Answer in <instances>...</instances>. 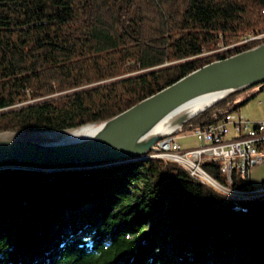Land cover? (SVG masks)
Returning a JSON list of instances; mask_svg holds the SVG:
<instances>
[{"label":"trees","instance_id":"1","mask_svg":"<svg viewBox=\"0 0 264 264\" xmlns=\"http://www.w3.org/2000/svg\"><path fill=\"white\" fill-rule=\"evenodd\" d=\"M263 34L264 0H0V133L104 122ZM255 90L182 132L237 115ZM222 166L204 170L227 186ZM233 190L257 188L234 173ZM0 264H264V195L162 160L46 176L2 163Z\"/></svg>","mask_w":264,"mask_h":264},{"label":"water","instance_id":"2","mask_svg":"<svg viewBox=\"0 0 264 264\" xmlns=\"http://www.w3.org/2000/svg\"><path fill=\"white\" fill-rule=\"evenodd\" d=\"M250 87H256L254 96L264 90V43L206 65L104 122L66 130L0 133V164L57 173L147 161L157 142L179 134L202 113ZM204 99L210 100L180 113ZM88 127H94L90 134H74Z\"/></svg>","mask_w":264,"mask_h":264},{"label":"built area","instance_id":"3","mask_svg":"<svg viewBox=\"0 0 264 264\" xmlns=\"http://www.w3.org/2000/svg\"><path fill=\"white\" fill-rule=\"evenodd\" d=\"M263 39L264 34L250 35L240 44ZM182 133L162 139L156 144V152L151 153L160 155L162 161L176 163L202 184L218 192L251 199L264 195L262 187L249 193L248 196L233 190L234 173H240L247 182H252L254 169L263 168L264 170V121L251 122L231 114L218 125L197 128L191 134L179 136ZM188 136L196 137L200 145L185 149L180 140ZM208 163H222V171L228 180L227 186H223L206 173L203 166Z\"/></svg>","mask_w":264,"mask_h":264},{"label":"rangeland","instance_id":"4","mask_svg":"<svg viewBox=\"0 0 264 264\" xmlns=\"http://www.w3.org/2000/svg\"><path fill=\"white\" fill-rule=\"evenodd\" d=\"M261 103H263V105H261ZM236 114L238 117H240V119H243V120H249L251 122L264 121V91L260 93L257 97H255L253 100L248 102L245 106L241 107L239 111L236 112ZM255 118H259V119H255ZM192 132H193V129L187 130V131H184L179 136L188 135V134H191ZM180 143L185 149L194 148L200 145L199 141L194 136H188L184 139H181ZM39 173L44 176L49 174L46 171H39ZM263 181H264L263 168L254 169L253 174H252L253 185L256 188L262 187ZM228 195H231V193ZM245 196H248V195H245ZM246 199H251V198H246Z\"/></svg>","mask_w":264,"mask_h":264},{"label":"bare ground","instance_id":"5","mask_svg":"<svg viewBox=\"0 0 264 264\" xmlns=\"http://www.w3.org/2000/svg\"><path fill=\"white\" fill-rule=\"evenodd\" d=\"M253 43V42H252ZM210 99H204V100H200V101H197L195 102L194 104H191L190 106H188L187 108L183 109L180 113H187V112H190L192 111L193 109H198L199 107L203 106L207 101H209ZM165 128V123L159 127L157 129V131L159 132L160 130H164ZM94 129V127H88V128H85V129H82V130H77L74 132L75 135H88L91 133V131ZM170 137V136H169ZM158 143V142H157ZM156 143V144H157ZM146 157L149 159V160H160V155L156 154V153H150V154H147ZM176 164V163H175ZM18 165V164H17ZM177 165V164H176ZM24 168H30V166H23V169ZM203 169H204V166H203ZM89 171V170H88ZM189 173V172H188ZM190 174V173H189ZM239 175V174H238ZM197 179V178H196ZM198 180V179H197ZM199 181V180H198ZM218 181V180H217ZM200 182V181H199ZM262 188L264 189V183L262 185ZM245 195H249V193H244Z\"/></svg>","mask_w":264,"mask_h":264},{"label":"crops","instance_id":"6","mask_svg":"<svg viewBox=\"0 0 264 264\" xmlns=\"http://www.w3.org/2000/svg\"><path fill=\"white\" fill-rule=\"evenodd\" d=\"M261 105H263V103H261ZM260 118V117H259ZM259 118H255V119H259ZM253 121H255V120H253ZM264 182V181H263ZM263 185V184H262Z\"/></svg>","mask_w":264,"mask_h":264}]
</instances>
